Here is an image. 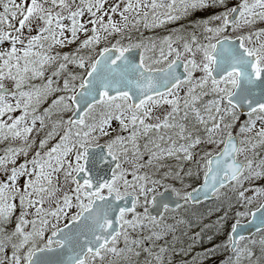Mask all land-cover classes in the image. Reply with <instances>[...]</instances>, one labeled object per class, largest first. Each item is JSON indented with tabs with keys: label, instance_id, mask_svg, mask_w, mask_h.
Returning <instances> with one entry per match:
<instances>
[{
	"label": "snow or ice",
	"instance_id": "6c2138e0",
	"mask_svg": "<svg viewBox=\"0 0 264 264\" xmlns=\"http://www.w3.org/2000/svg\"><path fill=\"white\" fill-rule=\"evenodd\" d=\"M0 264H264V0H0Z\"/></svg>",
	"mask_w": 264,
	"mask_h": 264
}]
</instances>
